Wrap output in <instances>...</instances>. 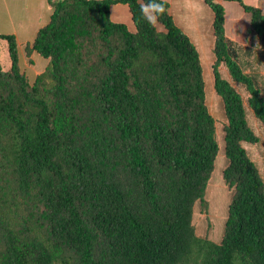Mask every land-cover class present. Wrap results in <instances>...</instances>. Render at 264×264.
Segmentation results:
<instances>
[{
	"label": "trees",
	"instance_id": "16d2710c",
	"mask_svg": "<svg viewBox=\"0 0 264 264\" xmlns=\"http://www.w3.org/2000/svg\"><path fill=\"white\" fill-rule=\"evenodd\" d=\"M47 23L24 47L46 60L29 84L13 34L0 33V264H264V183L243 143L264 128L262 85L225 37L224 7L249 15L264 45V15L242 0H201L212 13L213 89L226 124L222 171L230 191L218 243L196 234L218 155L203 68L166 14L143 0H46ZM127 7L134 29L112 21ZM236 49V50H235Z\"/></svg>",
	"mask_w": 264,
	"mask_h": 264
},
{
	"label": "rangeland",
	"instance_id": "374dc122",
	"mask_svg": "<svg viewBox=\"0 0 264 264\" xmlns=\"http://www.w3.org/2000/svg\"><path fill=\"white\" fill-rule=\"evenodd\" d=\"M162 1L169 4L168 11L175 24L196 47L203 68L206 105L215 121L218 155L204 196L207 204L206 211H203L200 203L197 202L194 206L192 223L198 236L206 237L218 243L227 217L230 191L222 179V171L226 164L223 154V128L226 119L221 101L214 92L211 74V66L214 62L212 55V13L201 0ZM242 1L246 5L258 7L264 15V0ZM219 2L224 7L225 12V37L235 45L239 59L243 62L245 73H251L256 77L258 84L260 82L262 85L261 93L264 94V45L259 43L257 37L248 35L249 15L243 11L238 3ZM51 12L52 8L46 0H0V33L14 35L20 70L29 84H32L35 76L44 69L46 60L36 53L26 57L24 47L26 43L32 41L38 28L47 23ZM110 18L112 21L125 24L131 31L134 29L128 9L122 4L111 7ZM155 27L161 30L158 25ZM0 59L4 66L8 65L4 47L0 51ZM219 72L243 98L247 122L258 137V142L255 144L243 143L242 145L250 160L256 165L264 183V128L248 109L246 104L247 94L244 89L231 81L223 64L219 66Z\"/></svg>",
	"mask_w": 264,
	"mask_h": 264
},
{
	"label": "clouds",
	"instance_id": "9594fccd",
	"mask_svg": "<svg viewBox=\"0 0 264 264\" xmlns=\"http://www.w3.org/2000/svg\"><path fill=\"white\" fill-rule=\"evenodd\" d=\"M140 13L149 25L156 26L160 17L166 14V7L161 0H143Z\"/></svg>",
	"mask_w": 264,
	"mask_h": 264
}]
</instances>
